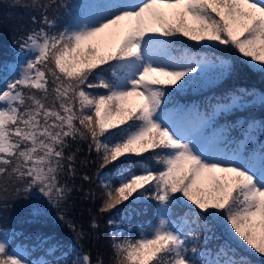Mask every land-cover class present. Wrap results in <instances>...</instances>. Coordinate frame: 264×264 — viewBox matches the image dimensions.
<instances>
[{"label": "snow or ice", "instance_id": "6c2138e0", "mask_svg": "<svg viewBox=\"0 0 264 264\" xmlns=\"http://www.w3.org/2000/svg\"><path fill=\"white\" fill-rule=\"evenodd\" d=\"M32 6L43 11L46 27L27 33L10 69L19 67V73L0 89V177L24 184L35 201L32 215L39 218L45 205L58 207L67 198L70 189L61 173L75 171V156L65 150L69 138L79 136L91 139L100 169L122 165L115 177L97 174L105 190L101 212L119 211L125 202H157L153 223L138 238L113 231L116 264H250L230 239L215 249H189L190 236L204 244L214 238L208 235L209 218L264 256V142L255 153L246 147L255 131L264 135V119L246 120L239 141L229 139L232 125L213 127L217 116L250 102L264 107V92L235 89L204 112L166 107L173 93L234 71L226 59L184 47L181 36L228 46L264 70V0H86L70 23L53 31L57 22L47 16L49 5L32 0ZM49 76L54 97L46 104ZM23 89L40 90L43 97L26 96ZM149 152L160 170L123 166ZM181 206L186 210L177 213ZM193 223L203 235L192 234ZM10 238L14 232L0 230V264H92L88 253L71 261L67 252L56 256L59 243L41 248L47 237L36 246L44 255L29 259L32 249Z\"/></svg>", "mask_w": 264, "mask_h": 264}, {"label": "trees", "instance_id": "16d2710c", "mask_svg": "<svg viewBox=\"0 0 264 264\" xmlns=\"http://www.w3.org/2000/svg\"><path fill=\"white\" fill-rule=\"evenodd\" d=\"M48 4L47 16L49 19L55 18L57 29L70 23L77 14L79 6L86 0H42ZM63 6H60V5ZM44 13L41 9L32 6V0H0V89H2L8 78L13 77L10 69L19 60L18 53L21 44L27 33L33 29L46 27L41 23ZM36 17L35 23L32 17ZM196 42V41H195ZM179 43L184 47L191 48L193 52L206 54L209 57H220L228 60L234 65V71L231 74L226 73L212 83H202L196 87L187 88L184 91L173 93L167 102L166 107H189L197 106L202 111L210 110L208 106L216 103L225 94L235 89H248L257 93L264 92V76L247 61L240 57L237 58L224 51V49L205 44L187 41L180 37ZM264 74V72H263ZM95 82V81H94ZM54 85L49 76L48 96L46 104H51L54 97ZM25 95L34 94L38 98L43 97V93L36 89H23ZM88 91L106 93V89H88ZM254 98H250V101ZM30 103V101H29ZM264 119V107L257 103H249L246 109H240L225 116H217L215 125H232L229 128V139L239 141L244 138V131L247 125L246 120ZM239 122V123H237ZM130 123V122H129ZM241 125H243L241 127ZM120 127H125L121 125ZM115 132L114 129L109 130ZM254 139L246 143L250 153L258 152L261 143L264 142V135L259 131L253 133ZM92 143L90 138H80L77 136L74 140L69 138V146L65 150L66 155L74 154L73 162L74 172L67 169L61 173V183H65L70 189L67 198L57 207L55 204L45 205V214L39 218L32 215L33 198L28 192L23 191L24 184L17 182L15 177L11 180L7 176L0 177V230H7L15 233V238H10L14 245L24 244L32 249L35 256L44 255L42 251L37 250L40 238L47 237L48 243L39 245L41 248H47L51 244L59 243L62 247L55 255L60 256L62 252L68 253V259L74 258L76 254L88 253L91 256L92 264H96L98 258L103 260V264H115V255L111 247V236L113 231L129 234L133 239L138 238L141 225L152 223L155 218L154 209L157 202L154 198H148L144 201H137L134 204L118 206L110 212H101V204L105 199L104 188L98 173L104 176L117 175V169L121 164L114 162L107 169H100V155L96 150L90 148ZM158 151V150H156ZM123 160V158H121ZM134 162H124V167L132 168L139 172L140 168L149 167L153 170H160L162 165L157 162L151 152L144 153L142 157H133ZM85 176L90 179H85ZM116 185L118 182L113 180ZM21 188L20 192L15 189ZM6 189V190H5ZM190 203V202H189ZM128 205V215L124 217L123 209ZM186 209L181 206L176 209L177 213H183ZM63 217V219H60ZM113 219L117 222L115 226L109 225L108 221ZM209 227L212 229L209 236H214L206 244L197 243L192 237H189L188 247H207L215 249L217 245L222 244L226 239H230L219 225H225L220 221H211ZM96 226H92V221ZM203 223V221H201ZM72 225H75V231ZM192 234H204V230L190 224ZM82 233V235H79ZM231 240V239H230ZM231 240L237 250L247 256L250 264H264V259H257L246 252L240 244ZM75 249V252L71 251ZM191 254V253H189ZM48 259H52L49 254Z\"/></svg>", "mask_w": 264, "mask_h": 264}, {"label": "rangeland", "instance_id": "374dc122", "mask_svg": "<svg viewBox=\"0 0 264 264\" xmlns=\"http://www.w3.org/2000/svg\"><path fill=\"white\" fill-rule=\"evenodd\" d=\"M182 37V36H181ZM182 38H185L187 41H189V42H193V43H195V44H198V43H196L195 41H191V40H189L187 37H182ZM200 43H205V44H213V46H216V47H218V48H221V49H224V51H226V52H229V53H231V54H233L236 58H237V60L240 58V57H242V54H239L235 49H232V48H229L228 46H225V45H219L217 42H200ZM243 58V60H245V61H247V58H244V57H242ZM255 69H256V71L257 72H259V73H262V75L264 76V74H263V72H264V70H262L259 66H257V65H254V64H251ZM19 67H17L16 68V71L13 73V76L14 75H17L18 73H19ZM10 79H12V78H8V80H10ZM191 108H193V107H190V108H186V109H191ZM171 109H175V108H170L169 110H171ZM208 131H209V133H211V131H212V128H209L208 129ZM179 195V194H178ZM219 227H220V229L221 230H223L224 232H225V234L233 241V240H235V239H232L231 238V234H230V232H229V229H228V226L227 225H219ZM144 228V227H143ZM142 231V230H141ZM236 241V242H235ZM234 242L237 244H240L239 246L241 247L242 246V248L246 251V252H248L250 255H252L253 257H255V258H257V259H260V258H263L264 259V256H261L260 254H256L255 252H254V250H249V247L248 246H246L245 244H241L239 241H237V240H235ZM29 259H38V258H36V257H30L29 256ZM115 262H116V260H115ZM116 264V263H115ZM263 264V263H262Z\"/></svg>", "mask_w": 264, "mask_h": 264}]
</instances>
